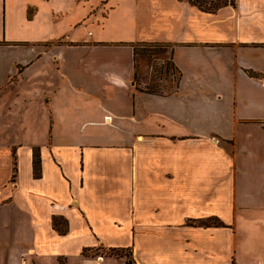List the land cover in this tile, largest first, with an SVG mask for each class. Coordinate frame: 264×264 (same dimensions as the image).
<instances>
[{"label":"crops","instance_id":"0c3cea01","mask_svg":"<svg viewBox=\"0 0 264 264\" xmlns=\"http://www.w3.org/2000/svg\"><path fill=\"white\" fill-rule=\"evenodd\" d=\"M140 43L172 90L136 83ZM124 251L264 264V0H0V264Z\"/></svg>","mask_w":264,"mask_h":264},{"label":"rangeland","instance_id":"374dc122","mask_svg":"<svg viewBox=\"0 0 264 264\" xmlns=\"http://www.w3.org/2000/svg\"><path fill=\"white\" fill-rule=\"evenodd\" d=\"M204 9H216L232 0H189ZM168 46L140 43L136 47V69L134 80L149 91L163 93L172 90L177 81V73L167 58ZM209 220V223H213ZM125 253V251L123 252Z\"/></svg>","mask_w":264,"mask_h":264},{"label":"trees","instance_id":"16d2710c","mask_svg":"<svg viewBox=\"0 0 264 264\" xmlns=\"http://www.w3.org/2000/svg\"><path fill=\"white\" fill-rule=\"evenodd\" d=\"M199 7V6H198ZM200 8V7H199ZM200 9H202V10H208V11H212V10H214V9H204L203 7H201ZM134 52H136V47H134ZM39 163H38V159H37V157H36V155L34 154L33 155V157H32V171H33V174H34V176H38V170H39ZM214 222L212 223L213 225H220L221 224V222H219L218 220H216V219H212ZM58 220H56V219H52V222H53V224L55 225L56 224V222H57ZM199 223V225H204L206 222L204 221H199L198 222ZM60 232H63L64 231V229L63 228H60V229H58ZM108 253L109 254H118L119 252L118 251H116V250H112V249H109L108 250ZM124 256H125V264H130L129 263V258H128V256H127V254L126 253H124Z\"/></svg>","mask_w":264,"mask_h":264}]
</instances>
